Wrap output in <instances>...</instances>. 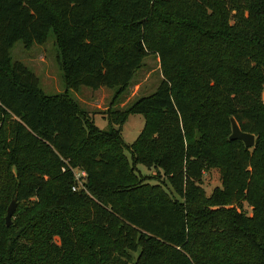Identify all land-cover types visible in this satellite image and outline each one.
Returning <instances> with one entry per match:
<instances>
[{"label": "trees", "instance_id": "obj_1", "mask_svg": "<svg viewBox=\"0 0 264 264\" xmlns=\"http://www.w3.org/2000/svg\"><path fill=\"white\" fill-rule=\"evenodd\" d=\"M50 33L73 91L120 93L150 54L161 80L100 129L11 61ZM0 264H264V0H0Z\"/></svg>", "mask_w": 264, "mask_h": 264}, {"label": "rangeland", "instance_id": "obj_2", "mask_svg": "<svg viewBox=\"0 0 264 264\" xmlns=\"http://www.w3.org/2000/svg\"><path fill=\"white\" fill-rule=\"evenodd\" d=\"M10 54L11 61L21 62L36 75L41 89L46 94L55 95L67 92L82 115L91 118L94 124L103 130L108 128L106 118L109 111L114 109L125 111L137 99L154 92L161 80L159 60L155 55L150 54L144 57L127 88L120 93L117 88L107 87H100L96 90L81 87L78 91H73L65 85L59 63V52L52 33L48 35L43 44H34L28 49L18 41L11 48ZM143 124L142 114L131 113L127 116L120 131L126 145H130L135 140ZM126 155L129 157L128 151ZM138 168L146 177L159 175L154 169H148L143 165H138ZM160 177L164 178L163 175L158 176ZM217 185H219L217 170L206 171L203 175V187L206 193L210 194ZM243 210L246 214H250V208L246 203H243ZM11 222H13V216Z\"/></svg>", "mask_w": 264, "mask_h": 264}, {"label": "water", "instance_id": "obj_3", "mask_svg": "<svg viewBox=\"0 0 264 264\" xmlns=\"http://www.w3.org/2000/svg\"><path fill=\"white\" fill-rule=\"evenodd\" d=\"M231 134L229 136L230 139H239L243 141L246 147L250 148L254 145V135L251 133H246L240 130L238 127L236 121L231 118ZM16 209V199H12L10 204L7 207L6 215H5V221L6 224L9 226L11 225V218L13 216V213Z\"/></svg>", "mask_w": 264, "mask_h": 264}, {"label": "built area", "instance_id": "obj_4", "mask_svg": "<svg viewBox=\"0 0 264 264\" xmlns=\"http://www.w3.org/2000/svg\"><path fill=\"white\" fill-rule=\"evenodd\" d=\"M72 172L74 174V178H75L76 182L78 183L79 186H81L83 181H84L85 172L83 170H79V169H72ZM72 189L75 190L76 186H73Z\"/></svg>", "mask_w": 264, "mask_h": 264}]
</instances>
